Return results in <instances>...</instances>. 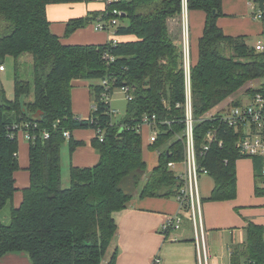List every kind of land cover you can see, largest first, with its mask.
Listing matches in <instances>:
<instances>
[{
  "label": "trees",
  "instance_id": "16d2710c",
  "mask_svg": "<svg viewBox=\"0 0 264 264\" xmlns=\"http://www.w3.org/2000/svg\"><path fill=\"white\" fill-rule=\"evenodd\" d=\"M223 2L187 0L189 11L206 16L198 59L191 69L195 149L215 183L203 202L234 200L236 162L247 159L237 148L241 134L221 123L219 113L212 118L208 114L246 84L264 79V52L250 47L245 36H228L219 27ZM69 3H101L105 10L70 20L66 38L98 19L110 20L118 10L123 16L116 35L135 40L117 45H65L51 31L47 7ZM183 8L184 0H120L111 5L105 0H0V67L11 57L16 69L14 100H8L0 88V259L25 253L32 264H116L117 252L105 261L118 231L113 214L126 209L146 174L141 198H176L181 185L168 165L182 162L185 156L186 87L183 50L171 35L169 20L181 17ZM225 49L231 53L227 55ZM106 51L116 62L107 64ZM26 54L32 59V81L22 79L19 72L20 59ZM111 77L117 78L118 86L134 88L126 117L122 121L110 117L99 84L91 90L97 110L87 120L78 118L72 110L73 82ZM257 93H264V84L247 90L251 97ZM144 115L157 116L160 133L153 145L147 144L146 132L137 131ZM27 124L35 137L29 142L30 186L23 190L21 205L15 207L18 128L25 129ZM87 129L96 132L92 146L99 162L94 167L71 166L70 188L63 189L62 148L68 142L72 155L85 144L64 134ZM99 129L103 141L97 135ZM213 129L223 145L215 142L202 155L206 136ZM45 131L48 139L43 138ZM147 151L159 152L158 165L151 172ZM252 160L259 184L264 159ZM131 186L133 191H127ZM256 193L264 195L258 185ZM8 206L10 223L5 224L1 213ZM231 264H264L263 226H247L246 240L232 250Z\"/></svg>",
  "mask_w": 264,
  "mask_h": 264
},
{
  "label": "crops",
  "instance_id": "0c3cea01",
  "mask_svg": "<svg viewBox=\"0 0 264 264\" xmlns=\"http://www.w3.org/2000/svg\"><path fill=\"white\" fill-rule=\"evenodd\" d=\"M252 1L224 0L222 5L224 16L219 18L218 25L226 35L245 36L246 39L260 38L263 25L252 17ZM103 10L105 6L101 3L54 4L47 7V17L51 23L52 33L60 37L65 45L100 46L111 41L119 43L135 40L132 36L118 37L115 29L106 32L97 31L94 24L77 30L69 38L65 37L67 23L70 20L84 18L91 12ZM183 14L184 33L187 34L189 49L188 60L193 66L198 59L199 40L203 35L206 16L200 11H189L187 5L183 8ZM171 21L172 19L169 20V29ZM176 43L180 47L183 45L178 40ZM4 67L5 70L0 71V88L2 87L6 92V83L11 79L7 77V68L5 65ZM92 81L94 80L73 82L72 110L83 120L89 119L93 112L91 90L93 86L99 84H93ZM7 99L13 100L8 97ZM235 99L234 96L231 97L218 108H221L222 112L225 106H231L233 101H239ZM145 132L150 135L148 129ZM71 136L85 144L78 147L71 155L67 142L68 148H62V164L64 157L67 156L69 169L71 166L94 167L100 158L92 146L96 132L92 129L76 130ZM18 137L20 169L14 175L17 188L13 199L15 207L21 205L23 190L30 186L28 171L30 144L23 133H19ZM158 158L159 155L154 158L151 151L146 152L145 160L149 172L157 167ZM236 172L237 197L234 200L201 203L204 242L201 240L202 233L198 235L199 240L197 239L194 223L188 217L184 218L183 226L179 231H172L165 236L162 233V226L168 218L180 213L178 201L176 198H141V189H138L126 209L113 214L118 231L109 249L106 263L117 252L116 264H152L156 256L161 258L162 264H231L232 250L246 240L247 226L254 223L264 227V195L256 193L257 185L262 189V183H256L253 160L250 158L238 160ZM200 196L201 200L207 198L201 195V191ZM0 264H32V262L25 253H11L0 259Z\"/></svg>",
  "mask_w": 264,
  "mask_h": 264
},
{
  "label": "built area",
  "instance_id": "2783aa9c",
  "mask_svg": "<svg viewBox=\"0 0 264 264\" xmlns=\"http://www.w3.org/2000/svg\"><path fill=\"white\" fill-rule=\"evenodd\" d=\"M107 5H111L120 0H105ZM184 0V6H186ZM113 18L110 20L98 19L94 23L97 31L106 32L110 30L116 31V29L121 25L120 17L123 13L118 10L113 11ZM252 17L254 20L260 22L263 25V32L260 35L262 40H259L254 46L255 50L258 52H264V0L252 1ZM116 34V32H115ZM112 45H117L116 41L110 42ZM188 44L185 43L183 50L184 55V73H185V87H186V134L184 141L185 156L184 160L180 163L170 162L168 168L175 174L176 181L181 185L180 191L176 196V200L180 205V213L168 218L163 226L162 233L167 236L172 231H179L184 223V218L188 217L194 223L195 234H201V240L204 242V236L202 232L201 224V196L199 190V179L202 175H209L208 171L200 164L195 149V139H194V116H193V105H192V85H191V69L192 66L188 60ZM103 59L108 65L116 62V57L113 56L109 51H106L103 55ZM5 67L1 66L0 71H4ZM118 81L116 77L105 78L102 80L101 86L103 87L102 100L108 106V114L111 118L115 119L118 116V111L111 108V94L114 89H121L122 94L126 97L128 102L134 99V88L129 85H117ZM250 97L247 104L242 103L239 106H230L229 109L223 110L218 116L221 123L227 124L228 126L234 128L237 133L241 134L239 140L237 141V148L242 157L262 158L264 159V93H257ZM97 110L94 105L93 111ZM214 115H210L212 118ZM30 124L25 125V129L18 128L19 133H23L24 138L31 142L35 137L30 133ZM158 121L156 115H144L141 124L137 127V131L143 134L146 129L149 130L150 135L148 136L149 145H153L159 136L160 130L158 127ZM65 137L70 138L71 134L65 132ZM97 135L100 140L103 141V132L101 129L97 131ZM49 133L44 132L43 138L48 139ZM219 142L222 146L223 141H218V131L217 129L211 130L206 136V144L203 146L202 155H205L210 146ZM182 167V169H180ZM262 190L264 191V167L262 171ZM199 242V241H198ZM152 264H162V260L159 256H156L152 260Z\"/></svg>",
  "mask_w": 264,
  "mask_h": 264
},
{
  "label": "rangeland",
  "instance_id": "374dc122",
  "mask_svg": "<svg viewBox=\"0 0 264 264\" xmlns=\"http://www.w3.org/2000/svg\"><path fill=\"white\" fill-rule=\"evenodd\" d=\"M185 3H187V0H185ZM184 19H185L184 14L182 13L181 17L172 19V21L170 22L171 35L176 41L178 40L182 42L183 44L182 50H184L185 43L187 42V34L184 33V27H185ZM259 40H262L261 37L260 38L259 37L247 38L245 41L250 47H254ZM225 53L229 55L231 51H229V49H225ZM20 62L21 64H20L19 72H20L21 78L27 81H32L33 80V65H32L31 55L30 54L24 55L20 59ZM5 66L7 68V77L11 79L9 80V82L6 83V87H5L6 95L9 99L14 100V97H15L14 75L16 73L14 59L11 57H8L5 60ZM92 82L93 84H101L102 80H94ZM263 84H264V79H259L252 83L246 84L236 95H234V98H236L235 100L238 99L242 103L247 104L250 99V97H247L248 95L247 90H249L250 88H258ZM127 105H128V101L126 97L122 94L121 89L119 88L114 89V91L111 94V108H114L118 111V114H117L118 116H116V118L114 119L115 121H122L126 117ZM230 105L232 106V103ZM229 107L230 106H225L224 108L227 111ZM216 111L218 113H221V108H216L215 110L210 112L208 116L212 115L213 113H216ZM166 147L167 145L163 147V149H165ZM63 148L65 149L68 148L67 144H65ZM151 153L154 156V158H156V156L159 155V152L153 151ZM180 169H182V167ZM148 175L149 174H146L144 180L141 181L139 185L137 186V189L143 188ZM199 184H200L201 195L206 196L207 198L210 197V194H211L210 191L213 190L214 188V180L209 176L202 175L199 179ZM70 185H71V181H70V169H69L68 157L65 156L63 164H62V188L68 189L70 188ZM127 191L132 192L133 186L128 188ZM10 208H11L10 206L6 207L4 211L1 213L2 221L5 224L10 223V210H11ZM107 257L105 261L107 260Z\"/></svg>",
  "mask_w": 264,
  "mask_h": 264
},
{
  "label": "bare ground",
  "instance_id": "6f19581e",
  "mask_svg": "<svg viewBox=\"0 0 264 264\" xmlns=\"http://www.w3.org/2000/svg\"><path fill=\"white\" fill-rule=\"evenodd\" d=\"M91 122V121H90Z\"/></svg>",
  "mask_w": 264,
  "mask_h": 264
}]
</instances>
